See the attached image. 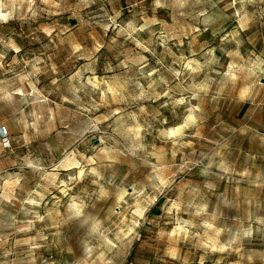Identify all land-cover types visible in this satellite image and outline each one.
<instances>
[{
    "label": "rangeland",
    "instance_id": "374dc122",
    "mask_svg": "<svg viewBox=\"0 0 264 264\" xmlns=\"http://www.w3.org/2000/svg\"><path fill=\"white\" fill-rule=\"evenodd\" d=\"M162 2L0 23V264H264V0Z\"/></svg>",
    "mask_w": 264,
    "mask_h": 264
},
{
    "label": "clouds",
    "instance_id": "9594fccd",
    "mask_svg": "<svg viewBox=\"0 0 264 264\" xmlns=\"http://www.w3.org/2000/svg\"><path fill=\"white\" fill-rule=\"evenodd\" d=\"M96 0H77V3L75 5H71L69 0H39V3H37V0H0V23H6L8 20L12 19V14L13 11L19 10L21 8H25L26 7V11L27 13H30L29 18L30 19H35L43 14H47L49 17L56 15L58 13L64 12L66 10L71 9L72 10V14L73 16H79V12L81 9L83 8H87L89 7V5L95 3ZM156 7H165L166 3L162 2V0H154ZM181 2V6L183 7L184 4H187L189 2V0H180ZM201 0H196V3H200ZM240 3L243 4L244 0H240ZM43 6V7H41ZM105 15H107V13H105ZM118 15V14H117ZM70 19V18H68ZM109 19L112 20V25L109 26H116L115 25V18L114 17H109ZM129 27H131V25H129ZM9 47L15 49V51L19 52L20 49L18 47H16V45L14 43H10L8 45ZM141 47H143V45H140ZM3 59V54H0V60ZM3 65L0 64V67H2ZM149 75H151V73H149ZM88 84H100V85H104L106 84L105 81H95V80H89L86 84H84L82 86V88L80 89L81 91L85 90L88 88ZM137 87H139V84L137 82ZM97 89L95 87H93L92 91H96ZM99 91H102L105 94V102L107 101V99H109L108 97V92L109 89L108 87H102L99 89ZM113 93H114V97L116 98L117 102H126V103H132L134 101H139L143 98H145L147 96V93H145L143 90H141L140 94L138 96H135L132 98V101H129L127 99V97H125V88H121V89H112ZM86 95H90L89 92H86ZM66 99V97H65ZM77 100H79V97H76ZM170 101L174 104V105H179V104H183L185 101L184 99H179V100H172L170 97ZM92 108L97 107V105L95 104V102L93 101L91 104ZM139 111L141 113L145 112L146 110L143 107H140ZM101 120L103 119V117L100 118ZM133 119H135V114H133ZM137 130H140V125L137 123L135 125ZM158 191H162V189H158ZM138 215L140 213H137Z\"/></svg>",
    "mask_w": 264,
    "mask_h": 264
}]
</instances>
